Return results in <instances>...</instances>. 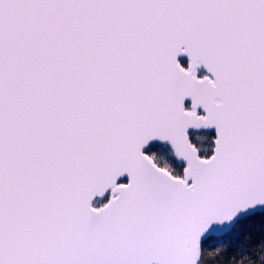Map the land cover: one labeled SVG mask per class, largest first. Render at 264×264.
Masks as SVG:
<instances>
[{
    "label": "snow or ice",
    "instance_id": "6c2138e0",
    "mask_svg": "<svg viewBox=\"0 0 264 264\" xmlns=\"http://www.w3.org/2000/svg\"><path fill=\"white\" fill-rule=\"evenodd\" d=\"M220 257L264 264V0H0V264Z\"/></svg>",
    "mask_w": 264,
    "mask_h": 264
},
{
    "label": "trees",
    "instance_id": "16d2710c",
    "mask_svg": "<svg viewBox=\"0 0 264 264\" xmlns=\"http://www.w3.org/2000/svg\"><path fill=\"white\" fill-rule=\"evenodd\" d=\"M260 227L261 225L259 219L252 222H242L233 230V235L223 236L222 238H210L207 241V246L210 250L216 248L230 250L237 244L243 243L249 233H255L258 236ZM223 259L224 257L219 258V264H222ZM211 264H217V262L211 261Z\"/></svg>",
    "mask_w": 264,
    "mask_h": 264
},
{
    "label": "water",
    "instance_id": "95a60500",
    "mask_svg": "<svg viewBox=\"0 0 264 264\" xmlns=\"http://www.w3.org/2000/svg\"><path fill=\"white\" fill-rule=\"evenodd\" d=\"M223 237V236H222ZM213 238H216V237H213Z\"/></svg>",
    "mask_w": 264,
    "mask_h": 264
}]
</instances>
